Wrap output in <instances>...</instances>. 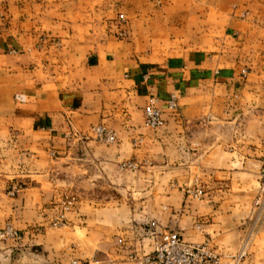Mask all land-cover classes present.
Listing matches in <instances>:
<instances>
[{
	"label": "crops",
	"instance_id": "obj_1",
	"mask_svg": "<svg viewBox=\"0 0 264 264\" xmlns=\"http://www.w3.org/2000/svg\"><path fill=\"white\" fill-rule=\"evenodd\" d=\"M263 155L264 0H0V261L135 264L176 232L264 264Z\"/></svg>",
	"mask_w": 264,
	"mask_h": 264
},
{
	"label": "built area",
	"instance_id": "obj_2",
	"mask_svg": "<svg viewBox=\"0 0 264 264\" xmlns=\"http://www.w3.org/2000/svg\"><path fill=\"white\" fill-rule=\"evenodd\" d=\"M121 21H124L122 15L119 16ZM167 109L171 112L177 110V102L174 96L168 101ZM144 125L149 129H158L164 125L163 113L156 106V100L150 98L142 109ZM91 138L95 141L110 144L116 139L115 134L104 126H95L90 129ZM125 168H134L130 163L124 164ZM18 192V187H14L10 191V195ZM185 194L194 199H200L203 192L199 189H186ZM264 202V171L261 174V188L257 197L256 204L261 205ZM61 214L50 225L53 228L62 227L65 225V213L72 210L75 206V199L69 197L61 203ZM149 229H155V223L149 224ZM20 240V234L9 224L0 228V241ZM122 245V241L118 240ZM244 256L243 253L230 258L232 264H238ZM127 259L135 264H224L222 257L213 250L207 242L204 243H188L184 241L176 232H162L157 236L153 250L144 255H139L135 252L129 253ZM70 264H80L77 261H72Z\"/></svg>",
	"mask_w": 264,
	"mask_h": 264
},
{
	"label": "rangeland",
	"instance_id": "obj_3",
	"mask_svg": "<svg viewBox=\"0 0 264 264\" xmlns=\"http://www.w3.org/2000/svg\"><path fill=\"white\" fill-rule=\"evenodd\" d=\"M119 16H120V15H118V17H117V19H116L117 21H119V23L116 24V28H117L116 37H117V40L122 41V40H124V39L126 38V35H125L124 33H122V30H119V28L125 25V21H121V20L119 19ZM122 16H123V15H122ZM123 17H124V16H123ZM124 19H125V18H124ZM117 21H116V22H117ZM119 33H121V34H119ZM263 157H264V155H263ZM263 171H264V168H263L262 172H263ZM262 172H261V174H262ZM261 174H260V184H259V189H258L257 195H256L255 200H254V203H253L254 208L257 209V210L259 211V213H261L262 211H264V202H263V204H261V205H257V204H256V200H257V197H258V195H259V193H260V188H261ZM196 189H199V190L202 191L201 188H196ZM196 189H191V190H196ZM202 192H203V191H202ZM204 195H205V193L203 192V196H202V198L204 197ZM202 198H200V199H196V200H201ZM193 199H194V198H193ZM49 228H51V229H55V228L51 227V225L49 226ZM6 241L8 242L9 240H6ZM6 241H0V242H6ZM10 241H12V240H10ZM38 252H39V251H38ZM36 254H38V256H40V253H36ZM19 256H21V258H27L28 255H26V252L23 251L22 253L19 252ZM244 257H245V256H243V257L240 259V261H242ZM240 261H239V262H240ZM239 262H238V264H239ZM0 264H43V262H42V261H15V259L12 258L11 254H6V256L4 257L3 261H0Z\"/></svg>",
	"mask_w": 264,
	"mask_h": 264
}]
</instances>
